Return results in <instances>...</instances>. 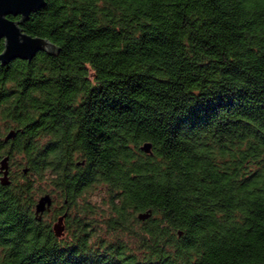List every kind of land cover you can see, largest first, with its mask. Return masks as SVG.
I'll list each match as a JSON object with an SVG mask.
<instances>
[{"label": "trees", "instance_id": "trees-1", "mask_svg": "<svg viewBox=\"0 0 264 264\" xmlns=\"http://www.w3.org/2000/svg\"><path fill=\"white\" fill-rule=\"evenodd\" d=\"M20 27L55 49L0 62V264L264 260V0H45Z\"/></svg>", "mask_w": 264, "mask_h": 264}, {"label": "water", "instance_id": "water-1", "mask_svg": "<svg viewBox=\"0 0 264 264\" xmlns=\"http://www.w3.org/2000/svg\"><path fill=\"white\" fill-rule=\"evenodd\" d=\"M45 5V0H0V40H3V48L0 51V62L2 65L7 64L13 59L30 60L36 53L42 50L52 51L55 45L45 37L32 36L23 31L20 25L29 19L30 13L40 10ZM20 16L15 20L10 16ZM16 132L10 129L5 135L4 140L14 137ZM151 144L145 142L141 145V149L150 152ZM8 156H4L0 160V181L4 184L9 183L8 179ZM26 171V168H24ZM52 195L48 192L40 195L34 206V213L40 218L44 211H48L52 205ZM66 213L60 214L53 222V231L57 236H61L64 230L63 218ZM149 216V212H142L138 215L139 219Z\"/></svg>", "mask_w": 264, "mask_h": 264}, {"label": "rangeland", "instance_id": "rangeland-1", "mask_svg": "<svg viewBox=\"0 0 264 264\" xmlns=\"http://www.w3.org/2000/svg\"><path fill=\"white\" fill-rule=\"evenodd\" d=\"M0 124H1V121H0ZM1 126V125H0ZM0 133H2V136H4L6 133H7V131H5V129L3 128V127H0ZM4 156H8V155H4ZM3 158V157H2ZM0 160H1V158H0ZM9 163H10V159H9V156H8V160H7V167H8V172H9V168H11L10 166H9ZM99 194L100 193H95L94 194V196L92 197L93 199V202H96L98 205H101V198H99ZM39 197V196H38ZM37 197V198H38ZM37 200V199H36ZM61 200H56V204H55V206H58V205H60V202ZM56 221V219H54V221L53 222H55ZM52 222V223H53Z\"/></svg>", "mask_w": 264, "mask_h": 264}, {"label": "flooded vegetation", "instance_id": "flooded-vegetation-1", "mask_svg": "<svg viewBox=\"0 0 264 264\" xmlns=\"http://www.w3.org/2000/svg\"><path fill=\"white\" fill-rule=\"evenodd\" d=\"M14 17V16H13ZM17 17H20L19 15L17 16ZM17 17H14V18H17ZM0 41H2V43H3V40L1 39ZM9 171H10V168H9ZM2 174V171H1V169H0V175ZM8 174H9V172H8ZM52 200H53V202H52V205L50 206V208L48 209V211H44L43 213H42V215L43 214H45V213H48V212H50L51 210H52V208L54 207V205H55V202H56V200H55V196H53L52 195ZM42 215L40 216V217H42ZM58 216H60V215H58ZM57 216V217H58Z\"/></svg>", "mask_w": 264, "mask_h": 264}, {"label": "snow or ice", "instance_id": "snow-or-ice-1", "mask_svg": "<svg viewBox=\"0 0 264 264\" xmlns=\"http://www.w3.org/2000/svg\"><path fill=\"white\" fill-rule=\"evenodd\" d=\"M260 264H264V260L260 261Z\"/></svg>", "mask_w": 264, "mask_h": 264}]
</instances>
